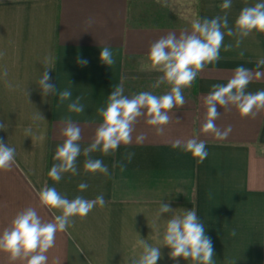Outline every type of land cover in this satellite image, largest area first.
<instances>
[{
	"label": "crops",
	"instance_id": "crops-1",
	"mask_svg": "<svg viewBox=\"0 0 264 264\" xmlns=\"http://www.w3.org/2000/svg\"><path fill=\"white\" fill-rule=\"evenodd\" d=\"M259 2L264 0H232L231 8L222 10L223 0H0V122L6 126L0 140L15 148L11 168L0 170V231L27 207L45 221L54 219L52 212L60 214L39 205L37 194L47 184L69 200L100 195L105 200L103 207L95 206L85 218L73 217L67 230L56 234L47 264H131L142 252L141 239L161 245L172 215L156 219L162 202L177 213L196 210L214 246L213 264H264V109L253 118L242 117L235 107L217 106V128L231 125L232 131L220 139L202 130L204 97L213 85L226 84L237 67L252 76L246 92L264 90V32L253 31L239 47L238 36L225 35L223 45L232 48L222 46L218 62L207 64L182 90L185 104L171 110L162 132L140 117L131 143L107 155L90 153L103 161L107 174L85 172L89 157L83 155L102 123L97 110L106 107L115 87L122 86L128 97L170 90L168 85L153 88L161 73L142 70L155 41L170 32L190 31L195 19L225 12L234 27L242 8ZM104 47L115 59L110 66L99 58ZM78 57L87 65L78 64ZM45 67L57 89L47 97L38 86ZM65 89L72 97L61 103L59 92ZM77 96L85 110L69 112ZM39 112L44 119H34ZM69 116L81 128L79 174L64 173L55 182L48 172L57 163L55 149L64 140L61 130ZM139 135L144 139L138 143ZM191 138L205 142L208 156L202 163L183 150ZM176 141L181 146L174 148ZM81 182L88 185L84 191L78 188ZM160 251L157 264H194L171 259L167 247ZM0 264L22 262H10L0 252Z\"/></svg>",
	"mask_w": 264,
	"mask_h": 264
},
{
	"label": "clouds",
	"instance_id": "clouds-1",
	"mask_svg": "<svg viewBox=\"0 0 264 264\" xmlns=\"http://www.w3.org/2000/svg\"><path fill=\"white\" fill-rule=\"evenodd\" d=\"M232 0H223L220 5L222 10L230 9ZM91 20L88 21L91 24ZM256 32H264V2L254 6L242 8L235 20L234 27H230L227 12L223 16L208 19H195L191 23L190 31H183L179 35L170 32L155 41L147 53V63L142 65V70H155L161 75L153 84V88L160 85L170 86V90L162 95L152 92H140L131 97L125 96L122 86H117L108 95L106 107L98 109L102 123L96 128L92 142L83 148V155L89 157L84 162L85 172L107 174V166L100 159L90 158V153L99 151L104 155L115 151L121 144L132 142V133L138 118L145 117V122L156 128L157 133L163 131L162 126L170 122L169 115L174 107H183L185 98L183 89L191 87L199 72L207 64L218 62L220 49L225 51L232 48L231 44L223 45L225 35L238 36L236 46L239 47L243 38ZM4 53H0L3 56ZM242 56L243 53H240ZM100 61L108 66L115 63L113 53L109 47L101 48ZM77 63L86 66L88 61L78 57ZM264 63V60L261 61ZM50 68L45 67L38 86L42 96L55 94L56 86L50 83ZM3 75L7 76L5 69ZM252 79L249 71L237 67L234 75L226 84H215L212 90L204 97L206 118L202 125L205 133H214L216 137L225 139L232 131L231 125L223 131L217 128L215 121L220 116L217 106L224 110L235 107L242 117H255L264 109V90L255 93L246 92ZM11 88V84H8ZM72 97V92L65 89L59 92L60 102L63 103ZM81 97L68 104V111L82 113L85 108L80 103ZM44 117L39 112L34 119ZM61 135L64 140L57 145L53 164L48 176L55 182L62 179L64 173L71 172L78 175L76 166L77 157L81 154V128L73 123L71 117H66ZM5 124L0 122V129H5ZM26 136L31 134V129H26ZM143 135L136 137L137 142H142ZM176 141L173 147H180ZM183 150L191 153L202 163L208 156L203 140L191 138L183 144ZM15 161V148L0 140V170L7 171ZM88 185L81 182L80 191L86 190ZM41 208L59 210L60 214L52 212L51 221H45L33 207H27L18 212L9 226L0 231V252L7 254L10 262L21 261L22 264H47V252L54 246L56 234L65 232L73 223V217L85 218L97 205L103 207L105 200L102 195L89 200L76 196L69 200L62 196L55 187L45 184L38 192ZM164 213H172L167 219L160 246H152L145 240L139 241L142 252L131 264H157L161 259V247L170 249L171 259L183 258L191 260L194 264H213L214 246L211 238L206 234V228L198 217L196 210L177 209L170 207L169 203L162 202L155 216L159 220ZM233 235L235 233L233 232ZM78 247V246H77Z\"/></svg>",
	"mask_w": 264,
	"mask_h": 264
}]
</instances>
